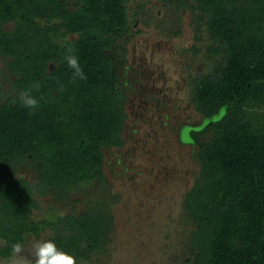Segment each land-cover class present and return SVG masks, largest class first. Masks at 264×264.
<instances>
[{
	"label": "trees",
	"instance_id": "trees-1",
	"mask_svg": "<svg viewBox=\"0 0 264 264\" xmlns=\"http://www.w3.org/2000/svg\"><path fill=\"white\" fill-rule=\"evenodd\" d=\"M127 1L0 0V55L8 74L0 71V81L5 75L14 89L0 101L1 258L12 257L13 243L42 233L77 264L107 247L112 215L100 199L87 198L82 213L48 207L36 219L33 212L40 197L65 203L74 190L102 184V148L124 145L126 92L117 85V53L129 33ZM175 3L189 8L198 31L205 27L211 65L191 77L190 100L202 121L187 135L199 169L183 200L189 227L179 259L264 264V0ZM69 47L85 80H72L64 61ZM28 88L40 101L35 110L19 101ZM23 166L34 168L32 181L12 179Z\"/></svg>",
	"mask_w": 264,
	"mask_h": 264
},
{
	"label": "rangeland",
	"instance_id": "rangeland-1",
	"mask_svg": "<svg viewBox=\"0 0 264 264\" xmlns=\"http://www.w3.org/2000/svg\"><path fill=\"white\" fill-rule=\"evenodd\" d=\"M127 13L130 33L121 44L124 50L119 47L117 79L129 93L124 145L103 148L104 182L81 191L93 201L104 195L112 215L111 234L106 249L85 264H182L186 258L179 259V251L189 227L183 200L199 165L194 158L196 143L181 140L179 133L183 126L202 121L190 100L191 77L211 66L205 50L208 35L205 27L198 31L192 24L189 8L175 0H128ZM10 27L11 23L6 25ZM200 33L203 40L197 41ZM193 47L200 51L194 54ZM0 71L6 73L1 55ZM124 79L130 80L128 86ZM0 83L1 101L14 89L5 75ZM19 176L32 181L35 172L23 166L12 179ZM82 196L74 190L72 199L60 204L51 196L40 197L34 218L48 207L53 213L82 212L86 207ZM46 236H29L22 255L31 259V245ZM3 243L0 239V246ZM10 258L0 257V264H9Z\"/></svg>",
	"mask_w": 264,
	"mask_h": 264
},
{
	"label": "clouds",
	"instance_id": "clouds-1",
	"mask_svg": "<svg viewBox=\"0 0 264 264\" xmlns=\"http://www.w3.org/2000/svg\"><path fill=\"white\" fill-rule=\"evenodd\" d=\"M64 61L72 71V80H85L86 73L83 71L78 56L74 49L69 47ZM38 88L39 85H33ZM63 91V85L58 89ZM32 88L25 89L19 96L20 103L29 110H35L39 107L40 101L31 94ZM12 257L9 264H77L76 258L66 251L58 248L53 240L36 241L31 245V259L22 255L24 245L21 242L13 243L11 246Z\"/></svg>",
	"mask_w": 264,
	"mask_h": 264
},
{
	"label": "flooded vegetation",
	"instance_id": "flooded-vegetation-1",
	"mask_svg": "<svg viewBox=\"0 0 264 264\" xmlns=\"http://www.w3.org/2000/svg\"><path fill=\"white\" fill-rule=\"evenodd\" d=\"M128 2V1H127ZM127 2H126V8H127ZM161 2H163L162 0H161ZM183 8H185V7H183ZM128 14V13H127ZM128 20H127V24H128ZM129 27V26H128ZM129 33H130V28H129ZM129 33H128V35L125 37V39H124V42L126 41V39H128V37H129ZM118 54H119V52L117 53V57H118ZM120 68V67H119ZM119 72H120V70H119ZM121 75V74H120ZM137 75V74H136ZM124 80H126V79H124ZM128 82H130V80L129 79H127L125 82H124V86L126 85V86H128ZM137 87V86H136ZM122 89L126 92V99L128 98V95H129V93H128V91H126V89L124 88V87H122ZM184 127V126H183ZM182 127V129H181V131H180V133H179V135H181V137H182V139L181 140H183V141H188V142H190V139H189V137H188V130H189V128H190V126L188 127V128H183ZM183 134H185L184 136H183ZM123 147V146H122ZM122 147H120V148H122ZM103 148H105V147H103ZM103 148H102V150H103ZM108 148H110V147H108ZM120 148H116V149H120ZM104 155V154H103ZM103 166H104V163H103ZM28 169H30V170H33L34 171V168H28ZM83 190V189H82ZM82 190H79V193H80V195L82 196V193H81V191ZM84 191V190H83ZM73 193V192H72ZM77 193H78V191H77ZM86 195V194H85ZM83 197V196H82ZM104 197V195H102V196H96V197H94V198H96L94 201H96V200H98V199H100V200H102V201H104L105 203H107V200L105 199V198H103ZM89 198V197H88ZM53 199V198H52ZM72 198L70 197V200H71ZM91 201H93L91 198H89ZM54 200V199H53ZM70 200H68V201H70ZM83 200L84 201H86V204L87 203H89L88 202V200H87V197H83ZM67 201V202H68ZM77 201V200H76ZM107 206H109V205H107ZM110 207V206H109ZM86 208V207H85ZM84 211V210H83ZM82 211V212H83ZM77 212V211H76ZM79 213H82L81 211H78ZM67 213V212H66Z\"/></svg>",
	"mask_w": 264,
	"mask_h": 264
},
{
	"label": "water",
	"instance_id": "water-1",
	"mask_svg": "<svg viewBox=\"0 0 264 264\" xmlns=\"http://www.w3.org/2000/svg\"><path fill=\"white\" fill-rule=\"evenodd\" d=\"M223 113V110H221L217 115L213 116L212 118H210L209 120H212V119H217L219 118Z\"/></svg>",
	"mask_w": 264,
	"mask_h": 264
}]
</instances>
